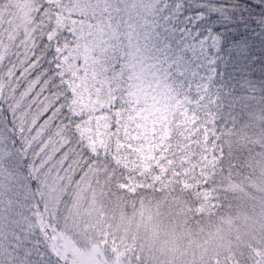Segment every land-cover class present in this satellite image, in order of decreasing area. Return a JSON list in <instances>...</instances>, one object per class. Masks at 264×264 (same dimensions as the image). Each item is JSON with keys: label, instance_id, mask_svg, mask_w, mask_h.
Returning <instances> with one entry per match:
<instances>
[{"label": "snow or ice", "instance_id": "6c2138e0", "mask_svg": "<svg viewBox=\"0 0 264 264\" xmlns=\"http://www.w3.org/2000/svg\"><path fill=\"white\" fill-rule=\"evenodd\" d=\"M24 50L0 65L66 151L159 178L213 99L264 88V0H18ZM3 8L8 7L5 3ZM88 9L87 15L76 11ZM166 100L165 118L152 105ZM4 103L0 100V105Z\"/></svg>", "mask_w": 264, "mask_h": 264}, {"label": "trees", "instance_id": "16d2710c", "mask_svg": "<svg viewBox=\"0 0 264 264\" xmlns=\"http://www.w3.org/2000/svg\"><path fill=\"white\" fill-rule=\"evenodd\" d=\"M5 3H8L6 9L2 7ZM17 3L18 0H0V65L24 50L29 12L23 5L19 9L14 7ZM22 82L14 78L5 81L0 77V100L4 101L0 105V146L5 138L11 144L7 147L10 150L6 149L1 155L8 158L5 153L13 151L16 161L14 167L5 159L0 162L3 173L0 179L9 175L1 179L7 184L1 182L0 185V215L14 219L9 229L38 230L40 238L46 236L47 240L38 241V245L45 244L48 249L39 248L24 257L27 263L70 264L56 254V245L60 243L57 244L54 235L75 232L82 223L88 224L90 220L85 222L83 211L91 200L102 201L103 208L112 206L117 213L134 221L142 216L141 212L157 214L160 209L164 210L167 218L177 219L178 229L187 233H191V228L208 226L202 223L197 227L192 221L194 201L180 187L130 195L120 187L127 173L115 162L110 164L102 156L94 160L66 151L56 138H49L46 126L40 127L39 110L21 94ZM217 112L223 158L212 187L223 204L220 212L234 217L241 214L240 196L244 190L249 188L259 194L253 185L258 179L254 168L260 167L264 159L259 157L264 150V88L245 84L236 94L218 98ZM21 182L26 188L17 186ZM224 214L219 215L216 225L209 224V228H216ZM143 228L147 226L134 223L128 235L122 234L138 245L142 242ZM105 232L98 229L97 235L101 238ZM43 250H46L45 259L40 257Z\"/></svg>", "mask_w": 264, "mask_h": 264}, {"label": "rangeland", "instance_id": "374dc122", "mask_svg": "<svg viewBox=\"0 0 264 264\" xmlns=\"http://www.w3.org/2000/svg\"><path fill=\"white\" fill-rule=\"evenodd\" d=\"M97 2L106 3L107 0ZM76 3H91V0H76ZM76 11L87 15L88 9ZM166 103V100H157L152 105V115L165 118ZM213 105L209 125L201 126L198 116L191 119L187 125L186 143L176 153L168 172L159 178L151 175L149 169H143L141 174L134 166L113 155L117 167L127 173L126 179L120 183L122 190L136 195L140 191L180 187L194 201L191 204V214L195 216L192 221L197 227L202 223L208 226L191 228V233H187L178 229V220L167 218L164 210L160 209L157 214L141 212L142 216L134 221L117 213L112 206L103 208L102 201L91 200L83 211L85 222L90 220L88 224L80 223L75 232L54 235V240L60 243L55 248L58 257L70 264H264V159L260 167L256 165L254 168L258 179H255L253 187L259 194L248 188L240 196V215L230 217L229 213H221V198L212 187L223 158L217 116L218 98L213 99ZM7 147L10 148L11 144L5 138L3 146H0V162L5 159L14 167L13 151L5 153L8 158L1 155ZM259 157L264 158V150ZM8 176L5 174L2 177ZM1 179L0 185L3 182ZM17 186L26 188L22 182ZM220 214L224 215L217 227L210 229L209 224L216 225ZM10 223H14L12 217L0 215V264H31L24 257L39 248L48 249L45 244L38 245V241L44 243L47 240L46 236L40 238L38 230L23 232L9 229ZM134 223L148 228H143V235H140L142 242L138 245L122 234L128 235ZM98 229L107 232L102 233L100 238ZM45 253L46 250H43L40 257L45 259Z\"/></svg>", "mask_w": 264, "mask_h": 264}]
</instances>
